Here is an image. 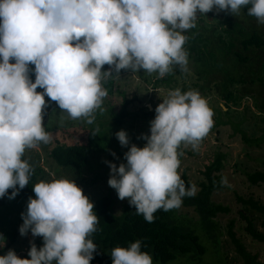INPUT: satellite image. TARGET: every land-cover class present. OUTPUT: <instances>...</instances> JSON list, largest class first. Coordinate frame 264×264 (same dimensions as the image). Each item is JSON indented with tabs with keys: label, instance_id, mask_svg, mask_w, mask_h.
Returning <instances> with one entry per match:
<instances>
[{
	"label": "clouds",
	"instance_id": "1",
	"mask_svg": "<svg viewBox=\"0 0 264 264\" xmlns=\"http://www.w3.org/2000/svg\"><path fill=\"white\" fill-rule=\"evenodd\" d=\"M248 5V15L264 24V0H0V198L11 189L12 200L29 184L34 169L22 159L25 150L50 142L45 96L67 118L91 124L107 96L103 79L121 70L163 78L174 64L185 69L187 37L181 33L195 27L197 13L234 16ZM105 65L109 70L102 71ZM162 101L150 135L140 137L146 145H131L119 167L106 162L108 185L148 223L158 209L178 208L182 197L195 194L177 172V150L197 148L213 125L212 110L195 90H170ZM115 137L128 147L124 130ZM33 192L19 233L42 237L43 247L32 243L30 259L9 250L0 264H90L97 246L87 237L99 219L83 190L73 180L54 179L36 183ZM111 257L112 264H153L139 240L113 248Z\"/></svg>",
	"mask_w": 264,
	"mask_h": 264
},
{
	"label": "trees",
	"instance_id": "2",
	"mask_svg": "<svg viewBox=\"0 0 264 264\" xmlns=\"http://www.w3.org/2000/svg\"><path fill=\"white\" fill-rule=\"evenodd\" d=\"M249 7L251 5L242 7V14L254 20L255 17L248 15ZM222 22H226V25L221 28L219 25H222ZM181 34L187 37L183 45V49L187 53L188 65L186 68L192 69L199 80L203 82L202 92L204 94L212 91L211 88L215 85V91L226 102L227 107L230 103L237 105L240 99L246 96L258 97V95H252L255 93L256 84L264 87V32H261L258 27L251 22L244 25L238 20V15L233 16L223 11L217 13L214 9L206 14L197 13L195 27ZM188 46L190 49H187ZM29 67L34 69L33 65ZM170 67L171 71L162 78L163 81H170L173 76L183 75L185 71L179 65L174 64ZM103 70H109V66L105 65ZM121 72L122 70L119 76ZM116 77L118 75L113 72L111 77L103 81L108 95H113L116 92L124 95L121 108L113 118L114 131L109 134L107 131L99 129V132L93 135L97 128L84 129L85 135L79 136V139L70 144L57 145L49 152V158L58 166L70 171H83L86 167H93L91 160L97 155H108L116 165H119V161L123 159L124 147L116 139L115 133L124 129L127 119L133 120L131 126L134 124V120L139 121L141 107L136 111L129 109L140 99L138 95L132 99L125 97V92L116 88ZM30 78L32 82L35 81L34 72L30 73ZM199 87L202 85L199 84ZM37 92H41L40 88H37ZM111 98L110 96L103 98L104 101H109L110 108L114 104ZM257 101L258 108L264 113V99L261 100L258 97ZM144 108L146 111L142 113L143 116L147 121H152L156 115L155 111L150 110V107ZM177 151L178 159L181 162L183 156L181 146ZM112 153H115V156ZM22 159L28 161L25 153ZM227 162L228 158L225 154H218L216 160L206 167L205 181L199 183L198 192L193 196L185 195L181 198L184 206L195 210L205 229L209 232L216 230L212 220L220 212H229L228 208L215 204L212 200L214 193L225 188L221 181L225 179L223 169ZM126 163L125 161L124 164ZM246 175L251 185L264 187V170L248 172ZM35 179L33 171L29 178V184L20 190L14 199H8L12 192L11 189L8 190L5 197L0 198V219L4 228H6L5 226L11 228L10 231L2 230L8 232L9 242L5 250H0V256L4 251L11 249L18 240L19 228L23 224L21 213H26L29 197L36 198L33 192ZM181 179L184 181L186 189L189 188L190 183L187 176L184 174ZM238 201L250 211L264 216V202L261 200L254 196L247 198L237 196ZM115 203L116 201L111 195H103L93 203V211L97 215L99 223L96 225V231L87 237L97 246L90 264H112L111 251L113 248H127L137 240L141 241L142 252L150 254L152 260L163 263L175 259L178 255H204L205 247L200 237L195 231L181 225L176 218L175 208L169 211L158 209L153 214L154 222L148 223L143 215L136 214V209L133 206L126 205L120 213L116 212ZM239 214L242 219L247 221L248 233L255 240L264 243V233L255 228L247 211L241 210ZM14 217L18 221L14 222ZM233 227L234 222H231L229 235L245 264H262L257 262L256 256H252L248 252ZM38 242L43 244V238L38 237Z\"/></svg>",
	"mask_w": 264,
	"mask_h": 264
},
{
	"label": "rangeland",
	"instance_id": "3",
	"mask_svg": "<svg viewBox=\"0 0 264 264\" xmlns=\"http://www.w3.org/2000/svg\"><path fill=\"white\" fill-rule=\"evenodd\" d=\"M238 20L244 25L251 22L261 32H264V24H259L257 19L252 20L246 17L242 14V10L238 14ZM225 25L226 22H222V25L219 26L222 28ZM187 49L190 47L188 46ZM211 63L213 64V62ZM184 70L183 75L173 76L170 81L158 78V73L148 74L143 70L135 73L131 70H122L120 76L116 77V88L120 91L123 90L125 97L132 99L138 95L140 99L129 109L136 111L141 107L139 121L134 120V124L131 126L133 120L127 119L124 124L123 130L129 137V145L124 147V151L126 153L133 144L140 148L146 145V140L140 138L142 135H150V122L142 114L146 111L144 107H150V110L155 111L156 107L163 102L162 100L167 98L170 90L197 91L207 101L213 112V125L208 134L199 142L197 148L193 149L191 145H181L183 156L178 174L180 177L185 174L190 183L189 188L194 187L195 193H197L199 183L205 181L206 167L216 160L218 154H225L228 162L223 173L227 183L224 184L225 188L213 194L212 200L215 204L228 208L229 212H220L212 220L216 230L209 232L205 229L195 210L181 203L178 208H175L176 218L183 227L195 231L200 237L205 247L204 255H178L166 263L152 260L153 264H245L229 235L231 222H234L233 230L248 252L257 257V262L264 264V243L255 240L248 233L247 221L242 219L239 212L246 210L255 228L262 233H264V216L250 211L239 201L237 202V196L246 198L254 196L264 202V187L251 185L246 175L248 172L264 170V113L258 108L257 101L258 97L261 100L264 99V87L256 84L255 93L252 95H258V97L246 96L240 99L237 105L230 103L227 107L226 102L215 91V85L212 86V91L204 94L202 92L203 82L199 80L194 71L189 67ZM102 71L105 70L102 69ZM103 81L104 79L102 87L106 90ZM199 84L202 87H199ZM40 90L43 91V89ZM109 96L114 102L111 105L112 108H110L109 101L103 100L101 107L95 110V119L91 124L85 118L76 120L67 118L66 114L61 113L57 104L45 96L46 107L43 110V124L45 131L50 134V142L47 144L41 142L38 148L26 149L25 154L34 169L35 184L40 181L51 182L54 179L73 180L92 203L103 195H111L116 201L115 210L120 213L129 203L127 199L121 201L116 191L108 185L111 170L106 162L113 163L108 155L94 156L91 160L93 167H86L83 171L64 169L49 158V152L54 147L59 144H70L79 139V136L85 135L84 129L98 128L109 134L114 131L113 118L121 108L124 95L116 92L113 95L107 94L106 97ZM125 161L123 157L119 161V165ZM14 220V222L18 221L16 217ZM5 227L0 219V250H5L9 242L7 231H10L11 228L10 226ZM32 243L38 250L43 247V244L38 242V237H33L29 231L25 236L19 235L17 242L9 250H13L21 259H30L28 252ZM9 250L4 251L2 256L6 255Z\"/></svg>",
	"mask_w": 264,
	"mask_h": 264
},
{
	"label": "flooded vegetation",
	"instance_id": "4",
	"mask_svg": "<svg viewBox=\"0 0 264 264\" xmlns=\"http://www.w3.org/2000/svg\"><path fill=\"white\" fill-rule=\"evenodd\" d=\"M256 19V18H255Z\"/></svg>",
	"mask_w": 264,
	"mask_h": 264
}]
</instances>
